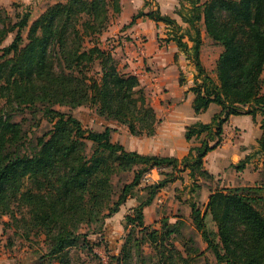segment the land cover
<instances>
[{
	"label": "trees",
	"instance_id": "trees-1",
	"mask_svg": "<svg viewBox=\"0 0 264 264\" xmlns=\"http://www.w3.org/2000/svg\"><path fill=\"white\" fill-rule=\"evenodd\" d=\"M186 1V14L176 9L189 24L184 32L157 9L140 11L131 21L147 15L170 25L168 40L176 42L196 69L190 88L195 114L211 103L221 108L209 123L186 127V140L204 139L180 160L126 150L111 140L112 127L85 130L71 112L54 108L88 106L133 136L154 134L157 118L138 77L119 70L111 49L101 46L111 18L108 0L58 1L32 21L25 11L11 26L0 8V43L15 31L0 55V213L11 217L14 206L26 209L29 227L43 236L45 247L35 264H71L70 250L85 251L88 234L102 235L106 219L128 199L137 205L124 215L125 235L107 264H196L204 252L216 264H264V185L212 187L214 176L203 166L206 154L220 145L231 115L261 116L257 153L264 154V0ZM113 9L118 12L117 5ZM200 23L221 47L215 78L199 60ZM184 36L192 42L190 48ZM24 113L33 126L43 118L51 128L28 136L15 119ZM249 157L233 165L235 169L243 170ZM154 169L162 178L144 182ZM184 171L192 180V193L201 185L208 188L203 209L189 202L190 225L179 216L173 223L160 219L157 229L146 226L144 208ZM193 232L205 244L203 250ZM101 245L108 253L105 243L95 242L90 249Z\"/></svg>",
	"mask_w": 264,
	"mask_h": 264
},
{
	"label": "crops",
	"instance_id": "crops-1",
	"mask_svg": "<svg viewBox=\"0 0 264 264\" xmlns=\"http://www.w3.org/2000/svg\"><path fill=\"white\" fill-rule=\"evenodd\" d=\"M58 1L63 0H50L48 5ZM108 1L111 4V18L106 30L100 36L101 46L111 49L119 70L138 77L157 118L155 132L152 136H133L126 127L121 129V125L115 122H113L115 125L109 126L118 131L123 130L124 137L128 138L127 135L129 136L132 143V147L128 149L129 151L180 160L189 153L191 147L199 146L204 139V135H201L199 138L192 137L186 140L184 137L186 127L196 122L209 123L212 116L220 112L221 108L217 104L211 103L205 111L195 114L192 106L195 95L190 88L197 79L196 69L187 54L178 48L176 42L168 40V37L173 33L170 25L155 21L147 15L136 18L133 23L131 21L140 11L146 13L149 10L157 9L161 15L174 19L180 27L179 32L181 33L189 28V24L182 21L176 13V9L179 8L182 10V14H186L190 7L189 3L186 0H150L149 5L145 6V0H116V4L114 0ZM204 1L206 0H199V3ZM115 5H117L118 12L113 9ZM46 7L41 9L34 19L43 13ZM28 12L30 13V11ZM199 28L201 38L199 60L205 71L212 78H215L213 69L221 52V47L214 45L208 38L202 23H200ZM182 40L187 43L189 48L192 46V42L188 40L187 36H184ZM239 117L243 119L235 124L234 118ZM260 120L261 116L259 114L255 118L251 115H231L228 118L223 127L220 145L209 151L203 160L204 169L213 175L215 180H221L226 175L227 168L230 165H236L248 155L250 157L244 169L237 170L236 173L233 172L231 178H236L240 174L243 176L253 157L261 156L260 165L261 163L264 164V154L257 153V140L261 136ZM246 128L254 133L249 140L242 138ZM115 141L125 147L124 142L119 138L116 137ZM183 173L188 176L189 185L187 188L191 192L192 180L188 175V171L182 172L181 177ZM154 174L155 176H153ZM150 175L153 180H157L158 171L154 169ZM182 180L183 177L173 181L161 190L166 189L168 186L176 188L179 186L178 181ZM197 183L201 184L202 182L198 180ZM205 188L208 190L207 187L201 185V188L196 189L195 192L201 189L206 192ZM206 193L208 198L209 190ZM135 205H137V202ZM135 205H131L130 208ZM129 209L125 214L129 212ZM152 211L155 214L157 212L154 201L143 210L144 223L146 226L156 229L160 226V219L167 218L170 223H173L179 216H182L180 213H176L173 218H169L167 214H164L158 218L159 221L152 219L148 222L146 221V215ZM189 215L188 219H190ZM182 218L187 219L183 216ZM186 222L188 223L187 220Z\"/></svg>",
	"mask_w": 264,
	"mask_h": 264
},
{
	"label": "rangeland",
	"instance_id": "rangeland-1",
	"mask_svg": "<svg viewBox=\"0 0 264 264\" xmlns=\"http://www.w3.org/2000/svg\"><path fill=\"white\" fill-rule=\"evenodd\" d=\"M50 0H0V8L5 12L8 17L9 25L11 26L18 20L25 11H30V21L38 14V12L49 4ZM15 31H9L7 37L0 43V55L1 49L9 45L14 39ZM26 30L23 31V37L25 38ZM26 42V40H25ZM208 57H210L208 55ZM210 60V59H208ZM95 69H97L95 67ZM262 90L264 91V74L262 78ZM58 111L71 112L82 124V128L93 132H101L104 127H110L113 125L112 121H106L100 118L93 108L88 106L78 107L70 110L68 107L55 106ZM17 121H21L23 128L28 132V136L34 137L41 135L43 132L51 128L52 124L48 123L45 119L40 118L39 126H33L34 120H30V116L26 113L15 116ZM243 118H234V123L237 124L239 120ZM115 125V124H114ZM124 126L121 125V129ZM114 130L111 133V140L115 141V138H119L125 144V149L128 150L132 147V143L128 138L123 136V130ZM121 132V133H120ZM117 134V135H116ZM254 133L246 128L242 134V138L249 140ZM87 151L90 149V142L88 141ZM260 158L253 157L250 165L248 166L245 173L231 178L233 172H238L233 165L227 168L226 175L221 180H214L211 182L212 187L218 186L219 188L234 187L244 185H264V164L260 165ZM256 173V174H255ZM231 174V175H230ZM183 180L178 181L176 188L168 186L166 189L161 190L157 197L154 199V203L157 207L156 214L154 211L146 215V221L155 219L156 221L161 215H166L169 218H173L174 214L180 213L183 217H187L188 224L190 225V219L188 215L190 212L189 202L194 201L201 209L206 201V188L191 193L188 190L189 179L186 173L182 174ZM185 175V176H184ZM155 176V174L153 175ZM131 175H128V180L131 179ZM162 176L158 172L157 180L152 178L149 179L150 183L159 181ZM175 189V190H174ZM162 191H164L162 193ZM198 193V195H197ZM135 199H129L120 208L119 212L106 219L104 230L102 235L88 234L89 244L84 251L83 249H71V264H107V258L109 255H114L119 251L123 237L125 235L123 230V216L128 211L131 205H135ZM13 216L8 214L0 213V264H35L38 256L45 251L43 245V236L38 235L35 230L29 227L28 214L24 207L14 206ZM149 224V223H148ZM212 225L211 222H209ZM158 226V225H157ZM191 227V226H190ZM31 229V230H30ZM190 230V229H189ZM195 239L198 241L200 248L203 250L205 244L202 242L200 236L193 232ZM97 243L107 244V253L103 246H96L91 251L90 245ZM92 243V244H91ZM89 248V249H88ZM57 264V263H53ZM196 264H216L215 257L209 253L204 252L198 259ZM224 264V263H222Z\"/></svg>",
	"mask_w": 264,
	"mask_h": 264
},
{
	"label": "built area",
	"instance_id": "built-area-1",
	"mask_svg": "<svg viewBox=\"0 0 264 264\" xmlns=\"http://www.w3.org/2000/svg\"><path fill=\"white\" fill-rule=\"evenodd\" d=\"M151 173V172H150ZM150 173H148L145 177H144V182H149L150 180V178H151V175H150ZM151 180H152V178H151Z\"/></svg>",
	"mask_w": 264,
	"mask_h": 264
}]
</instances>
